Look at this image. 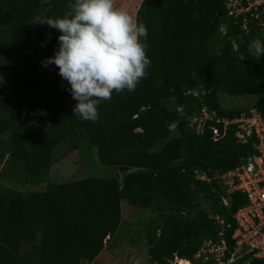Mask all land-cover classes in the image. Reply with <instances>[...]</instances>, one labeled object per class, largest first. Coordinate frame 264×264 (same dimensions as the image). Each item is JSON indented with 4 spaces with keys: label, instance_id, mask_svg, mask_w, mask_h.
I'll list each match as a JSON object with an SVG mask.
<instances>
[{
    "label": "trees",
    "instance_id": "obj_1",
    "mask_svg": "<svg viewBox=\"0 0 264 264\" xmlns=\"http://www.w3.org/2000/svg\"><path fill=\"white\" fill-rule=\"evenodd\" d=\"M69 3L0 0V165L9 156L7 168L16 171L15 178L30 188L44 187L0 192V264L94 260L119 227L123 199L167 209L157 240H151L148 264H164L175 252L191 259L204 240L215 239L220 231L197 205L198 198L211 200L225 222L233 223V213L246 200L233 193L229 207L220 204L226 192L218 176L252 153L253 145L239 143L233 130L218 141L208 129L202 135L187 130L183 116L168 109L167 101L173 97L178 107L200 112V102L187 91L201 88L208 91V106L222 115L235 114L223 108L219 92L256 95L263 105L264 54L255 60L248 45L255 39L264 42V35L245 34L232 23L222 32L225 0H144L137 21L148 32L142 41L151 60L147 75L135 91L113 92L100 103L96 122L85 121L73 115L76 101L65 91L67 82L56 66H41L53 56L60 33L29 23L63 16ZM230 30L243 36L237 47L227 40ZM13 111L11 125L8 114ZM177 120L174 131L170 126ZM9 129L6 141L2 135ZM73 132L94 143L100 162L113 173L92 172L62 182L46 176L54 147ZM120 166L133 170L121 176ZM196 170L210 181L196 179ZM185 210L194 213L184 216L180 212ZM232 231L226 230L230 246ZM251 264H264V259Z\"/></svg>",
    "mask_w": 264,
    "mask_h": 264
},
{
    "label": "clouds",
    "instance_id": "obj_2",
    "mask_svg": "<svg viewBox=\"0 0 264 264\" xmlns=\"http://www.w3.org/2000/svg\"><path fill=\"white\" fill-rule=\"evenodd\" d=\"M29 23L46 24L60 33L53 56L41 66H56L67 82L65 91L76 101L73 115L82 120L96 122L98 105L110 100L113 92L135 91L151 66L142 43L148 37L146 26L114 7V0H70L63 16L37 17ZM248 52L259 60L264 42L252 40Z\"/></svg>",
    "mask_w": 264,
    "mask_h": 264
},
{
    "label": "built area",
    "instance_id": "obj_3",
    "mask_svg": "<svg viewBox=\"0 0 264 264\" xmlns=\"http://www.w3.org/2000/svg\"><path fill=\"white\" fill-rule=\"evenodd\" d=\"M143 1L114 0V7L128 12L137 20ZM225 8L227 23H232L245 34L255 30L264 35V0H225ZM192 92L195 90H189L187 94ZM201 111L200 119L194 117L192 123L197 134L202 135L208 129L213 140L218 141L233 130L239 143L253 145L252 153L243 156L237 166L218 176L226 192L220 204L229 207L228 195L233 193H241L246 202L233 213V223L227 224L222 216L216 215L220 227L217 237L204 240L193 258L182 257L175 252L166 258L164 264H181L182 259H188L191 264H251L254 259H264V104L258 103L231 117L206 104ZM197 177L210 181L203 171ZM229 228L233 229L231 246L226 239Z\"/></svg>",
    "mask_w": 264,
    "mask_h": 264
},
{
    "label": "rangeland",
    "instance_id": "obj_4",
    "mask_svg": "<svg viewBox=\"0 0 264 264\" xmlns=\"http://www.w3.org/2000/svg\"><path fill=\"white\" fill-rule=\"evenodd\" d=\"M229 23L226 21L222 24L221 30L227 33ZM233 25V24H232ZM256 35L258 33L252 30ZM236 30H230L227 36V40L231 41L235 47H237L239 41L243 40V36L235 35ZM6 82L3 81V84ZM195 92L191 95L198 99L201 104H206V97L208 91L195 88ZM219 99L223 108L228 109L234 114L242 111H247L251 107L259 103V97L256 95H249L246 97H239L235 95H229L224 92H219ZM167 101L168 109L178 111L183 116V120L186 123V128L189 131H195L196 127L193 123L194 117L202 115L200 112H191L185 110L183 107H178L175 99L172 97ZM11 125L15 124L16 112L13 111L8 114ZM10 125V127H11ZM179 126V120L173 122L170 126L172 130H176ZM197 134V132L195 131ZM199 135V134H198ZM10 136V129L6 131L2 138L7 141ZM93 142H90L89 138L83 133L73 132L69 137L58 144L54 151V164L52 171L56 178H51L55 182H62L65 180L80 179L91 175H105L110 167L103 165L98 157L97 148ZM9 156L6 157L3 164L0 165V192L7 195H12L17 191L42 189L43 186H32L31 188L26 185L21 179L15 178L16 171L8 170ZM98 163V164H97ZM97 164L98 166L94 165ZM87 167H92L93 171H87ZM90 172V173H89ZM201 171H196V179L199 180L197 175H200ZM46 176H48L46 174ZM207 181V180H206ZM197 205L203 208L209 215L212 221H216V215L219 213L218 208L214 206L211 200H206L203 196H200L197 200ZM168 213L165 206L159 204H151L148 207L140 205H131L126 199L121 201V221L119 227L112 238L109 236L105 240V247L103 251L92 260H84L81 264H148L150 261L149 250L153 247L152 239L158 238L163 225L162 215ZM184 216L193 214L192 211L185 210L180 212Z\"/></svg>",
    "mask_w": 264,
    "mask_h": 264
},
{
    "label": "crops",
    "instance_id": "obj_5",
    "mask_svg": "<svg viewBox=\"0 0 264 264\" xmlns=\"http://www.w3.org/2000/svg\"><path fill=\"white\" fill-rule=\"evenodd\" d=\"M62 142H63V141H62ZM60 143H61V142H60ZM60 143H59V144H60ZM56 146H58V144H57ZM56 146H55V147H56ZM55 147H54V148H55ZM95 148H96V147H95ZM97 153H98V152H97ZM53 154H54V151H53ZM53 164H54V155H53V157H52V164H51V167H50L49 172H48V174H47L50 178H56V177L58 176V175H55V174H54L55 172L52 171ZM97 164H98V163H97ZM97 164H95L94 167H95V166H98ZM86 169H87V171H89V170L92 169V167H87ZM91 171H93V169H92ZM108 172H109V174H110L111 172L113 173V171H112L111 168L109 169ZM57 178H58V177H57ZM42 189H43V188H42ZM98 256H99V255H98ZM96 258H97V257H96ZM94 260H95V259H94ZM94 260H92V262H94Z\"/></svg>",
    "mask_w": 264,
    "mask_h": 264
},
{
    "label": "water",
    "instance_id": "obj_6",
    "mask_svg": "<svg viewBox=\"0 0 264 264\" xmlns=\"http://www.w3.org/2000/svg\"><path fill=\"white\" fill-rule=\"evenodd\" d=\"M118 169L121 176H124L125 174L133 170L131 167L128 166H120Z\"/></svg>",
    "mask_w": 264,
    "mask_h": 264
},
{
    "label": "bare ground",
    "instance_id": "obj_7",
    "mask_svg": "<svg viewBox=\"0 0 264 264\" xmlns=\"http://www.w3.org/2000/svg\"><path fill=\"white\" fill-rule=\"evenodd\" d=\"M180 262H181V264H191L188 259L187 260L182 259Z\"/></svg>",
    "mask_w": 264,
    "mask_h": 264
}]
</instances>
